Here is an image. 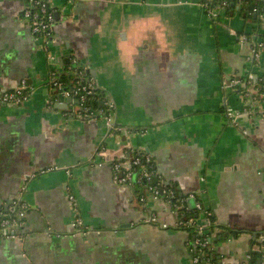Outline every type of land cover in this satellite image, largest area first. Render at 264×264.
Returning <instances> with one entry per match:
<instances>
[{
	"label": "crops",
	"instance_id": "0c3cea01",
	"mask_svg": "<svg viewBox=\"0 0 264 264\" xmlns=\"http://www.w3.org/2000/svg\"><path fill=\"white\" fill-rule=\"evenodd\" d=\"M52 2L60 17L49 47L79 58L128 130L65 116L67 98L50 104L45 45L22 3L0 0V87H32L27 102L0 103V207L22 187L30 207L23 239L0 242V264H196L193 231L173 228L178 212L164 199L139 203L135 187L114 181L112 161L130 145L152 156L176 193L240 231L213 241L215 264H248L253 234L264 231V16L235 4L211 17L202 0ZM248 74L259 86L255 114L227 85Z\"/></svg>",
	"mask_w": 264,
	"mask_h": 264
},
{
	"label": "built area",
	"instance_id": "2783aa9c",
	"mask_svg": "<svg viewBox=\"0 0 264 264\" xmlns=\"http://www.w3.org/2000/svg\"><path fill=\"white\" fill-rule=\"evenodd\" d=\"M23 5V18L29 26L34 40L40 41L45 45L48 60L50 62V74L48 84L56 89L63 90L64 82L61 77L63 68L59 63V57L49 47L53 41L52 32L56 25V10L52 0H19ZM214 0H202V4L211 17H215L217 10L225 11L228 0H215L219 6L211 8ZM258 48L255 49V56L259 58L260 49L263 42L258 41ZM251 60V59H250ZM249 60V61H250ZM66 71L72 73L75 83L70 89L64 90V96L69 98L68 110L65 115L77 116L91 122L95 117L101 116L107 126L114 131H127L128 129L114 122V103L110 99L103 100V106L96 110L86 105L88 96L97 93L96 86L92 82H86L85 68L81 62L72 58L71 65ZM257 77L254 74H248L247 80H231L228 85L231 88H239L240 86H250L253 89V83ZM244 92V91H242ZM32 93V87L27 79H22L18 86L13 89L0 88V103L4 105H21L29 100ZM129 132V131H128ZM141 152V153H139ZM102 153V152H100ZM113 179L116 183L127 184L135 187L141 185L142 194L138 198V202H145L148 199L153 201L164 199L169 204V208L173 212H178L179 218L175 221L173 228L180 230H189L194 233L192 245L193 261L198 264L207 260L206 255L213 251L212 242L207 235V226L211 223L210 216L213 214L210 205L204 203L202 199H196L195 195L188 194L179 202H175L176 192L173 189L164 186L165 179L159 172L154 159L147 153L128 146L119 159L112 161ZM143 184V185H142ZM25 187H22V193L13 199L5 208L0 207V242L21 239L23 237L21 230L24 228L25 219L29 210V204L23 197ZM69 200L72 204L73 213L75 214V223L81 229V233L87 234L90 228L84 222L80 215L77 199L74 194L69 193ZM196 200L195 209L188 204V199ZM195 213H201L203 220L194 216ZM155 220V216L151 217ZM151 220V219H150ZM215 231V230H214ZM253 249L264 251V233L257 236ZM198 255H196V253ZM260 258H263L262 256ZM260 264H264V260Z\"/></svg>",
	"mask_w": 264,
	"mask_h": 264
},
{
	"label": "trees",
	"instance_id": "16d2710c",
	"mask_svg": "<svg viewBox=\"0 0 264 264\" xmlns=\"http://www.w3.org/2000/svg\"><path fill=\"white\" fill-rule=\"evenodd\" d=\"M228 1L229 2L227 4L225 10L226 9L228 10V9L232 8V6H234L235 4H238V5H240V10L243 11L247 17L252 18L254 16H257V17H260V15L264 16V3L262 2V0H228ZM216 6H219V4L217 1L214 0L210 7L215 8ZM70 65L71 64H69L68 66H70ZM61 79L64 82V88L65 89H70L73 86V84L75 83V78H74V75L72 73L64 74L61 77ZM252 85L254 86V83ZM100 96L101 95H99V96L98 95L88 96L87 100H86V105L91 109H94V110L98 109L100 107V102H99ZM101 98H102V100H104V98L102 96H101ZM139 153H141V152H139ZM164 186L166 188H170V189L175 190V188L172 185H169L167 183H164ZM141 187H143V186H141V185L135 186L138 198H140V196L142 194L143 189ZM175 192H176V190H175ZM184 197L185 196H180L178 194L175 197L174 201L179 202L180 199H182ZM194 216L199 219L200 216H202V215H201V213H195ZM209 219H210L211 223L207 226V235L210 236L212 243H213V241L224 238L229 233H233V234L237 235L240 232V231H232L228 226L219 225L218 223H216V219H215L214 214H212ZM262 233H264V231L253 234L255 236L253 238L254 244L256 241L255 238ZM195 253H196V255H198L197 252H195ZM259 256H261V253H257L254 251V249H252L251 250V260L248 264H259V260H258ZM206 258H207V260H204V261H208V262H211L214 264L217 261V256H216V254H214V251L207 254Z\"/></svg>",
	"mask_w": 264,
	"mask_h": 264
},
{
	"label": "water",
	"instance_id": "95a60500",
	"mask_svg": "<svg viewBox=\"0 0 264 264\" xmlns=\"http://www.w3.org/2000/svg\"><path fill=\"white\" fill-rule=\"evenodd\" d=\"M59 17H60V15H59V13H57V15H56V23H57V20L59 19ZM56 56H58L59 57V63L61 64V66L62 65H64V63H69V64H71L70 62L72 61V57H71V55H68L69 56V59L68 58H60V54H58L57 52H56ZM73 58H75V59H77V60H79V58L78 57H76V56H73ZM49 61V60H48ZM80 61V60H79ZM81 62V61H80ZM68 64V65H69ZM81 65H82V67L83 68H85L84 67V65H83V63L81 62ZM64 74H70L69 73V71H66V69H64V71L62 72V75H64ZM46 84L50 87V89H51V95H50V104H54L53 102H52V100H58L59 98L61 99V101H63V102H65V99H66V97L64 96V90L65 89H63V90H56V89H54V88H52L49 84H48V80H47V82H46ZM228 85V84H227ZM226 85V86H227ZM228 87H229V85H228ZM256 87H259L258 86V84H257V78L255 79V82H254V87H253V89H251V87L250 86H240L239 88H236V91H238V93H240V96L243 98V101H244V103H245V106L247 105L248 107H249V109L251 110V113L253 114H255L257 111H259V109L258 108H254L252 105H253V103L255 104V105H257V102H253V99H254V97L256 98V97H258V93L257 92H259L258 91V89H256ZM1 88V87H0ZM15 88V87H14ZM6 89H10V88H6ZM11 89H13V88H11ZM96 91H97V93L95 94V95H102L103 96V98H107V99H109L108 98V95L106 94L107 93V91H104V90H101V89H99L97 86H96ZM242 91H244V92H242ZM70 101V99L69 98H67V102H69ZM99 102H100V106L102 107L103 106V100L102 99H100L99 100ZM2 105H4V104H2ZM66 110H65V112L68 110V103H67V105H66V108H65ZM64 112V113H65ZM247 112H249V110L247 109L246 110V113ZM113 114H115V106H114V113ZM65 115V114H64ZM65 116H67V117H73V116H71V115H65ZM77 117V116H76ZM98 117H101V116H98ZM79 118V117H78ZM178 195V193H176V196ZM188 204L193 208V209H195V206H196V200L194 199V198H189L188 199ZM194 238V237H193ZM21 239H23V237L21 238ZM255 252H257V253H260V251H255ZM259 260V264L262 262V260H264V257L263 258H260V259H258Z\"/></svg>",
	"mask_w": 264,
	"mask_h": 264
},
{
	"label": "rangeland",
	"instance_id": "374dc122",
	"mask_svg": "<svg viewBox=\"0 0 264 264\" xmlns=\"http://www.w3.org/2000/svg\"><path fill=\"white\" fill-rule=\"evenodd\" d=\"M49 78V77H48ZM201 219H203V217L201 216Z\"/></svg>",
	"mask_w": 264,
	"mask_h": 264
}]
</instances>
